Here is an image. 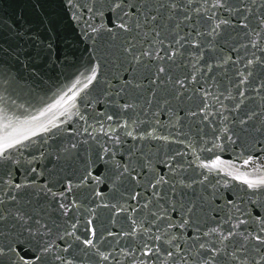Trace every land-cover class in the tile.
<instances>
[{
    "label": "water",
    "instance_id": "obj_1",
    "mask_svg": "<svg viewBox=\"0 0 264 264\" xmlns=\"http://www.w3.org/2000/svg\"><path fill=\"white\" fill-rule=\"evenodd\" d=\"M244 178H264V0H0V264H205L201 244L256 264Z\"/></svg>",
    "mask_w": 264,
    "mask_h": 264
},
{
    "label": "snow or ice",
    "instance_id": "obj_2",
    "mask_svg": "<svg viewBox=\"0 0 264 264\" xmlns=\"http://www.w3.org/2000/svg\"><path fill=\"white\" fill-rule=\"evenodd\" d=\"M117 6H119V5H117ZM214 6H215V7H219V6H220L219 2H218L216 5H214ZM151 19L154 21V20L156 19V17L153 16ZM121 26L124 27L125 30H127V27H128V26L125 25V24L123 23V21H121ZM177 43H178V42H177ZM161 71H163V69H161ZM93 72H95V70H93ZM91 79H92V78H89V82H91ZM240 95L243 96V93H241ZM63 99H64V98L61 97V100H63ZM73 99H74V97H73ZM61 100L56 101V104L52 105V107L54 108V107L60 105ZM237 107H239V105H237ZM242 123H243V121H242ZM218 163H220V162H219V161H216V162H214L212 165H205V167H212V168H214V167H216V165H217ZM245 163L247 164L248 161H245ZM236 178H237V179H240V177H236ZM242 182L245 183L249 188H254V187H257V186L264 185V178L259 179V180H249V179L244 178V179L242 180ZM157 183H159V181H158ZM17 187H19V186H17ZM0 219H3V217H0ZM240 223H244V221L241 220ZM260 223H261V225H262V231H264V218H262V219L260 220ZM216 232H217V229H211L210 232H209V233H205V235H209V234H211V233H216ZM93 235H95L94 232H93ZM233 235H234V233L230 232L228 235L223 236L222 243H223V241H228V240H230V239L232 238ZM241 236H242L243 240L245 241V243H243V244L240 245V247H241L242 249H243V248H246V247L248 246V245H247V241H248L249 239H251V240H255L257 246H259V245H264V235L250 236V234L245 235V234L241 233ZM156 239L159 240L160 237L157 236ZM84 244H85V247H92V246H93V241H92V240H85V241H84ZM66 250H67V249H66ZM260 250H261V251H264V249H260ZM220 251H221V249H216L215 251H213L212 248L206 247L204 244H201V245H200V254H201L202 256H203L205 253L208 254V256L205 257V264H218L217 257L219 256ZM0 254H2V251H0ZM17 255L19 256L20 260L23 261V264H29V258H28L23 252L18 253ZM167 255H168L169 257H172L173 253H172V252H168ZM226 255H227V253H226ZM177 256H178V258L183 259V256H180L179 253H177ZM101 259H103V260H107L108 257L102 255V256H101ZM231 259H232V260L239 259V260H241V261L243 262V264H247V261L244 259V256L237 257V255H236L235 252H233V253L231 254ZM260 261H264V255L260 256L259 260L256 261V264H260Z\"/></svg>",
    "mask_w": 264,
    "mask_h": 264
}]
</instances>
